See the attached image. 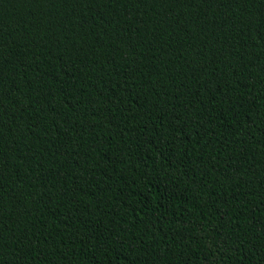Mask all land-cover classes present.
<instances>
[{
	"label": "trees",
	"instance_id": "trees-1",
	"mask_svg": "<svg viewBox=\"0 0 264 264\" xmlns=\"http://www.w3.org/2000/svg\"><path fill=\"white\" fill-rule=\"evenodd\" d=\"M0 264H264V0H0Z\"/></svg>",
	"mask_w": 264,
	"mask_h": 264
}]
</instances>
